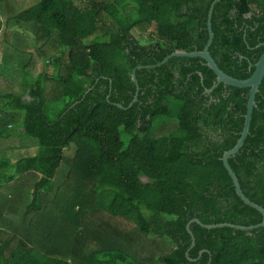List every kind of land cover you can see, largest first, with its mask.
I'll return each instance as SVG.
<instances>
[{
  "label": "trees",
  "instance_id": "16d2710c",
  "mask_svg": "<svg viewBox=\"0 0 264 264\" xmlns=\"http://www.w3.org/2000/svg\"><path fill=\"white\" fill-rule=\"evenodd\" d=\"M33 1L0 0V58L22 65L10 79L0 72V176L9 171L11 181L0 185V264H120L105 255L122 264H264V227L192 222L193 246L187 229L193 218L262 221L222 160L240 137L250 88L219 83L206 94L217 81L206 61L172 57L136 70L132 103L136 66L203 49L214 0ZM211 22L210 54L248 78L264 51V0H220ZM44 57L57 74L39 70ZM20 133L37 148L19 145ZM229 163L264 207V78Z\"/></svg>",
  "mask_w": 264,
  "mask_h": 264
},
{
  "label": "water",
  "instance_id": "95a60500",
  "mask_svg": "<svg viewBox=\"0 0 264 264\" xmlns=\"http://www.w3.org/2000/svg\"><path fill=\"white\" fill-rule=\"evenodd\" d=\"M218 1H220V0H214L211 3L209 11H208L207 26H208L209 38H208V40H207V42L204 45L202 50H195V51L175 50L172 53L168 54L161 61H159L155 64L138 65L132 71V79L136 84V93H135V96H134L132 103L135 100H137V96H138V92H139V83H138L137 76H136V70L137 69H143V68H155V67L161 66V65L165 64L172 57H201V58H203L206 61L207 66L214 71V73L216 74V79H217V81L213 85V87L207 89L208 91H211L219 83H224L225 85H231V86H235V87H239V88H247V87L250 88L249 95H248V101H247V111L245 114L244 125H243V129L241 131L240 137L238 138L236 144L232 148H230L224 152V154L222 156V160H223V163H224L226 169L228 170V172H229V174L233 180L236 193L244 201V203L250 205L251 207L257 209L258 211H260L262 213V216H263L262 221L257 223V224H252V225H240V224L230 223V222L206 224V223H203L199 218H193L187 224V229H188L189 233L191 234V238H192V246L195 244V235L192 232V230L190 229V224L192 222H196V223L200 224L201 226L209 228V229L226 226V227H231V228L241 229V230H252V229H255L258 227H264V207L259 205L256 202H253L243 193L241 186H240V183H239V180H238V177H237L236 173L234 172V170L232 169V167L230 166V163H229V158L231 156L235 155L240 150V148L243 146L245 139H246V137L249 133V130H250L252 113H253V109L256 105V94L258 93L260 84L264 78V51L260 55L258 61L254 64L255 69L248 78L240 79V78L233 77V76L227 74L225 71H223L219 67V65L217 64V62L215 61V59L212 57V55L209 52V47H210V45L213 41V37H214L211 19H212L214 6Z\"/></svg>",
  "mask_w": 264,
  "mask_h": 264
},
{
  "label": "rangeland",
  "instance_id": "374dc122",
  "mask_svg": "<svg viewBox=\"0 0 264 264\" xmlns=\"http://www.w3.org/2000/svg\"><path fill=\"white\" fill-rule=\"evenodd\" d=\"M37 1L38 0H34L32 3H36ZM145 32H146L145 28L138 27V28L135 29L134 35L136 37H142V36H144ZM52 51H53V48L51 47V53H52ZM48 60L49 59H47L45 57L42 58L41 65L39 66V70L43 71V72H46V74H49V75L57 74L58 73V66H55L54 64L49 63ZM19 62L22 64V61H19ZM21 67H22V65H20L19 63H17V64H13L12 62H5L4 63V61H2V57L0 58V72H2L3 75L5 77L9 78V79L12 76L17 75L18 73H20L22 75V71H20ZM33 71H34L33 74H35L36 69L34 68ZM30 79H33L32 75L28 76V80H30ZM5 87H7V86H5ZM56 90L57 89L53 88V86H52L51 89L48 90V98L54 99V98L58 97L59 94H58V91H56ZM25 98L29 99L28 95H25ZM61 106H62V100L53 101V103L49 104V108L51 110L52 117L55 116L56 111ZM24 137H25V139H24ZM16 138H17V141H18L19 145H20V143L23 142V140H26L27 142L28 141L29 142H34V143H32L33 147H29L30 150L32 148L33 149L37 148V145H35V141H37V139L35 137H33V136H30V135L25 134V133H22V134L20 133ZM13 158H16V157H13ZM3 171H5V170H3ZM9 175H10V172L9 171H5V173L0 176V185H6L8 183L7 181H8ZM88 190H90V186H89ZM105 257H113L116 260H118V262L120 264H122L123 261H124V258L122 256H119V255H110V256L109 255H107V256L105 255Z\"/></svg>",
  "mask_w": 264,
  "mask_h": 264
},
{
  "label": "flooded vegetation",
  "instance_id": "af4514ba",
  "mask_svg": "<svg viewBox=\"0 0 264 264\" xmlns=\"http://www.w3.org/2000/svg\"><path fill=\"white\" fill-rule=\"evenodd\" d=\"M139 90H140V86H139ZM213 90V89H212ZM212 90L211 91H207V93L206 94H211V92H212ZM136 93V92H135ZM139 93V92H138ZM135 96V95H134ZM134 99V98H133ZM137 99H138V96H137ZM214 99V97L212 96V95H210V100H213ZM137 100H135L134 102H136ZM133 102V103H134ZM216 133H214L213 132V135H215Z\"/></svg>",
  "mask_w": 264,
  "mask_h": 264
},
{
  "label": "crops",
  "instance_id": "0c3cea01",
  "mask_svg": "<svg viewBox=\"0 0 264 264\" xmlns=\"http://www.w3.org/2000/svg\"><path fill=\"white\" fill-rule=\"evenodd\" d=\"M13 160H16V159H13ZM7 182H11V181L8 180Z\"/></svg>",
  "mask_w": 264,
  "mask_h": 264
}]
</instances>
